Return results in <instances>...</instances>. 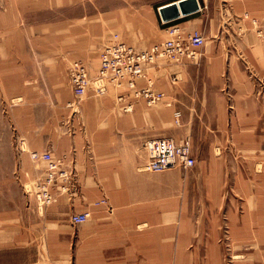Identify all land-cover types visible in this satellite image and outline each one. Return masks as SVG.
<instances>
[{"label":"rangeland","instance_id":"obj_1","mask_svg":"<svg viewBox=\"0 0 264 264\" xmlns=\"http://www.w3.org/2000/svg\"><path fill=\"white\" fill-rule=\"evenodd\" d=\"M114 2L86 0L78 8L96 11ZM70 12L48 10L46 0H0V264H30L33 257L26 244L29 239L18 248H7L3 239L15 227L29 237L32 216L46 209L29 183L25 188L28 177L18 174L12 156L18 150V126L29 124L32 107L54 102L65 90L74 60L56 54L60 63L56 59L48 63L42 40L46 29L38 26ZM195 29L205 36L196 58L158 60L178 76L179 121L176 110L164 102L139 101L166 117L161 124L165 136L192 140L196 164L164 172L169 174L168 188H175L168 191V198H174L182 221L187 251L181 263L264 264V0H219L201 26L189 31ZM189 31L183 30L186 35ZM115 33L126 41L135 35L132 30L114 29L103 45ZM148 35L153 36L150 29L140 32L139 41ZM158 42L131 44L147 49ZM49 77L57 82L55 95L45 87ZM145 142L132 141L144 160Z\"/></svg>","mask_w":264,"mask_h":264},{"label":"crops","instance_id":"obj_2","mask_svg":"<svg viewBox=\"0 0 264 264\" xmlns=\"http://www.w3.org/2000/svg\"><path fill=\"white\" fill-rule=\"evenodd\" d=\"M174 1L179 0H117L108 9L83 11L78 6L86 0H46L48 10L71 11L38 26L46 29L42 39L48 48L46 61L60 63L55 55L62 54L63 59L85 63L95 75L100 48L111 30L135 31L127 39L133 44L161 42L170 26L184 31L200 27L206 12L219 0H198V11L163 22L159 7ZM148 29L153 36L139 41L140 32ZM158 63L152 72L153 65L148 68L147 77L154 90L165 94L161 101L180 110L175 102L178 76ZM46 79V89L55 95V78ZM145 85L146 79L138 80V87ZM94 94L89 89L84 96H76L69 76L60 98L54 97V102L38 109L32 107L29 124H18V150L12 156L15 169L28 177L24 186L29 183L36 199L42 202L39 191L47 188L52 200L44 203V213L32 216L29 237L15 227L13 233L3 236L5 245L18 248L29 239L30 264H182L181 255L187 251L182 221L174 198H168V191L175 188H168V173L142 171L145 160L132 145L133 140L143 143L164 137L166 128L161 124L166 117L139 102L145 99L136 97L128 86H109L105 94ZM34 151H50L58 169L68 177L59 176L55 183L46 184L47 161L34 160ZM83 211L90 212L86 222L71 221L73 213Z\"/></svg>","mask_w":264,"mask_h":264},{"label":"built area","instance_id":"obj_3","mask_svg":"<svg viewBox=\"0 0 264 264\" xmlns=\"http://www.w3.org/2000/svg\"><path fill=\"white\" fill-rule=\"evenodd\" d=\"M168 32L169 38L147 49H138L120 38L117 33L114 34L100 51V66L95 75L92 76L86 64L81 61H74L70 66L74 94L78 97L84 96L89 89H93L96 95H103L110 85L116 88L128 86L136 97L145 99L149 105L161 101L165 94L153 89V83L147 77V69L159 59L180 61L183 57L196 58L197 50L205 43V36L199 29L186 35L179 26H170ZM139 79H146L148 84L138 87ZM118 98L122 100L123 95H118ZM130 107L131 105H128L126 109ZM174 116L179 121L181 111L176 110ZM145 149L147 157L141 166L144 172L160 173L173 167L187 170L197 162L189 137L181 141L172 137L151 138L145 142ZM31 157L34 160L47 161L46 184L55 183L59 176L68 177L66 171L58 169V164L50 151H34ZM38 196L45 204L52 200V193L47 188L39 191ZM89 217V211L76 212L71 215V221L82 223Z\"/></svg>","mask_w":264,"mask_h":264},{"label":"water","instance_id":"obj_4","mask_svg":"<svg viewBox=\"0 0 264 264\" xmlns=\"http://www.w3.org/2000/svg\"><path fill=\"white\" fill-rule=\"evenodd\" d=\"M198 0H179L159 7V14L164 22L177 19L200 9Z\"/></svg>","mask_w":264,"mask_h":264},{"label":"bare ground","instance_id":"obj_5","mask_svg":"<svg viewBox=\"0 0 264 264\" xmlns=\"http://www.w3.org/2000/svg\"><path fill=\"white\" fill-rule=\"evenodd\" d=\"M115 34H116V33H115ZM117 34H118V33H117ZM118 35H119V34H118ZM119 36H120V35H119ZM113 37H114V35H113ZM113 37H112V38H113ZM112 38H111V39H112ZM120 38H121V37H120ZM168 38H169V37H168ZM163 41H164V40H163ZM98 69H99V68H98ZM96 73H97V72H96ZM92 76H93V75H92ZM147 84H148V81H147ZM110 86H111V85H110ZM146 103H147V102H146ZM147 104H148V103H147ZM164 137H168V136H164ZM158 138H159V137H158ZM150 139H151V138H150ZM146 141H147V140H146ZM86 221H87V220H86ZM86 221H85V222H86Z\"/></svg>","mask_w":264,"mask_h":264}]
</instances>
